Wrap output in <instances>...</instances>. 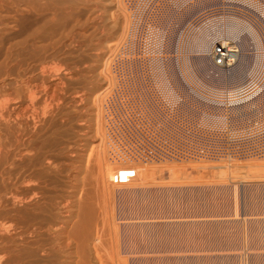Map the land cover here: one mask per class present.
Segmentation results:
<instances>
[{"label": "rangeland", "instance_id": "rangeland-1", "mask_svg": "<svg viewBox=\"0 0 264 264\" xmlns=\"http://www.w3.org/2000/svg\"><path fill=\"white\" fill-rule=\"evenodd\" d=\"M37 2L43 7L46 5V10L43 8L37 13L39 16L26 9V3L18 0L6 3L7 6L1 12L0 39H3L4 43L9 40L20 41L24 39L25 31L34 27L30 26L31 22V25H34L37 21L41 23L43 18L50 19L51 14L56 16L50 28L52 40H47L45 35L30 39V42H35L36 46H46V51L41 52L38 57L41 63L38 61L36 64H43L48 69L45 68L47 71L45 70L44 77L36 72L31 81L39 86H45L49 81L48 76L52 75L53 78L55 75L57 82L54 104L45 117L47 119L44 118L46 122H51L46 129L53 134L51 136L53 146L48 154L52 165L45 169L48 174L43 178L41 188L46 198H53L57 205L56 216L62 218L65 211L75 213L79 201L85 200L86 195L80 185V179L84 174L81 173H85L84 165L87 163L89 153L93 154L92 139L103 141V134L100 131L102 130L100 108L97 107L103 93L96 102L94 96L102 91L100 86L102 89L106 86V75H103L105 70L102 68L106 61L105 57L113 49L110 44L119 40L113 38L121 34L124 25V17L120 11V9L123 11V7L119 6L121 0L119 2L117 0H38ZM20 20L27 22V26H24L25 30L24 28L19 30L17 22ZM26 49L18 51L28 57V52L31 50ZM27 69L31 73L32 68L27 67ZM41 127L44 128L42 124L37 125L38 130L42 129ZM103 148L105 150V147ZM105 154L107 155L106 150ZM253 160L264 162L262 159L236 161ZM92 164L91 160L89 165ZM138 164L149 166L154 163ZM149 175L153 179L143 182V186L149 192L144 198L138 194L131 200L127 199L128 201L111 199V202L104 196L100 198L94 193L95 196L92 194L94 197L90 195L92 202L97 200V205L96 203L94 205L98 212L114 220L110 221L107 228L108 238L116 240L119 247H126L124 258L129 254L137 255L138 260L134 264H153V262L154 264H254L253 255L258 254L264 264V241H262L264 240L262 179L264 178H247L244 171L232 174L238 177L245 176L244 179L235 176L236 179L228 177L225 180L210 175L205 176L200 172L189 178L180 175L182 177L178 179H161L150 169ZM169 185L182 189L172 193L171 190L160 189L161 186ZM220 185L225 187L222 188ZM217 186L220 188H216ZM111 187L113 189V186ZM102 198L106 199V202ZM99 201L103 202L104 206ZM136 212L139 215L135 214ZM111 222L115 226H112ZM126 222H150L152 227L143 231L132 227L129 229L125 226ZM123 227L126 230L122 231ZM151 231L154 233L152 234Z\"/></svg>", "mask_w": 264, "mask_h": 264}, {"label": "bare ground", "instance_id": "bare-ground-1", "mask_svg": "<svg viewBox=\"0 0 264 264\" xmlns=\"http://www.w3.org/2000/svg\"><path fill=\"white\" fill-rule=\"evenodd\" d=\"M10 1L15 2V0H0V22L2 18L1 12L7 6L6 3ZM18 1L26 3V9L31 10L36 14L46 7V5L45 7L41 6L37 2L38 0ZM117 2H119V0H117ZM260 3L264 4V0H259V4ZM243 4L244 6L246 5V9L258 14L257 8L260 7L259 4L253 3L251 0H247V2L244 1ZM11 5L13 4L11 3ZM120 5L123 7V11L122 9H120V11L124 17V25L121 34L118 37L116 36L113 38L115 40L119 38V40H114L115 42L112 41V43L110 42L111 48L113 49H109L110 54L105 57L106 61L104 60V68L102 69L105 70L103 75H106V86L103 87V89L100 86V90L102 91L100 93L98 92L99 94L97 93L94 96V100L96 102L100 97L99 95L103 93L101 102L99 101L97 106L100 108V111L99 109L98 111L100 112L99 118L102 125L100 129L102 130H99L102 131L103 141L95 138L92 139L91 149L93 150L91 152H93V154L89 153L86 160L87 163L84 165L85 173H81L84 174V176L82 175L83 178L80 179V185L83 190L81 191L86 195L85 200L79 201L75 213L74 211H65L62 218H58L56 216L55 211L57 210V205L54 203L53 198H46L41 188L43 178L46 174H48L45 169L46 167H50L52 165L48 154L50 150H52L53 143L51 141V136L53 134L51 131L46 129V126L51 122H46L45 119L47 118L45 117L54 104L57 82L54 78L55 75L53 78L52 75L51 77L48 76L49 81L45 86H39L32 83L33 80L31 81L32 76H34L36 72L38 75H43L44 77L47 67L40 64L41 60H38V57H40L39 54L44 50L46 51V46H36V43L30 42V39H37L42 37V35L43 37L45 35L47 40H52L50 37V28L51 23L52 21H55L56 16L55 14H51L50 19L47 18L45 20L43 18L41 23H38L37 21L34 22V25H31V22L30 26L34 27L25 31V37L20 41L12 42L8 39L9 41L4 43L3 39H0V264H134L138 260L137 255L133 256L132 254H129L126 258H124V255L126 254V247H119V245L116 244L118 243L116 240L114 241L113 239L108 238L107 228L110 221L113 222L114 220H111V217L108 218V215H103L101 212H98L99 210L95 208L97 200L92 202L91 200L93 199L90 198V195L94 193L100 198L101 196H104L106 199H116L117 201H125L127 199L131 200L137 197L138 194H140V197L144 198L148 189L143 186V182L147 179H153L149 175L150 169L161 179H178L179 177H182L180 175H184L186 178H189L193 175H198V172H200L205 176L210 175V177L225 180L228 179V177L234 179L237 175L234 176L232 174H238L243 171L246 173L247 178H264V162L258 160L241 162L236 161L240 158L227 157L225 159L218 160L158 159L140 161L137 158L124 157L112 151V142L106 130L108 122H106L102 114V112L104 113L102 102L104 97L110 93L109 91L111 89L113 90L112 87L113 84H115L114 77L110 74V64L114 60V57L119 54V51H121V47L123 43H125L127 37H134L131 31L132 21L128 13L129 10H127L128 7L126 5V1L121 0L119 6ZM198 11L199 9L197 6L188 8L185 12L187 17L184 19L187 18V20H190ZM172 12L173 11L171 9L169 12L166 10V13L171 14ZM160 17L166 19L168 18L165 13L160 15ZM231 20L232 23L226 26L227 28H225V30H221L218 26L217 28H215V26H210L208 28L202 27V30L193 36L194 39L192 41V49L194 50L195 48L196 51L199 50V54L196 57L191 56L187 59L188 64L185 63L188 70H191L192 68V72L195 74L194 77L200 76L201 82L209 88L215 87L217 93L222 90V85H224L223 82H226V80L221 78L219 74L217 78L208 76L210 71L206 52L210 48L211 44L210 42L207 43L206 39L204 41L201 40L200 36L204 35L206 37L207 34L211 35L214 32L215 34L217 33L216 35L218 38L224 36L231 37L232 39L236 38L239 42H241L242 46H245L247 49L245 53L254 51L253 48L259 45L256 38L257 36H254L257 33H261L258 26H252L250 23L245 24V22L243 25V21L236 18ZM17 23L19 24L18 27H20L19 30H23L27 22L20 20ZM30 26L28 28H30ZM255 29L256 31H254ZM240 33L245 35H241ZM136 35L137 34L135 33V38ZM261 45L262 49H264V42H262ZM23 48L25 50H27L26 48H28L29 51L31 50V53L28 52V57L22 55L21 51H18ZM127 53L129 54V52ZM131 53H133V50H131ZM246 55L243 54L242 57H239L240 60L244 61ZM252 55H250V57H252ZM260 57L264 59V54H260ZM38 61L40 63L36 64ZM161 61L162 60H160V63ZM162 63H164V61ZM165 63H167L170 68L174 67V63L172 65L171 61ZM27 67L32 68L31 73ZM197 68L199 69L197 70ZM156 70L159 71L158 75L154 78H163L162 73L164 68H158V66H156ZM48 73H50V71ZM255 73L256 72L251 70L245 75L234 74L231 80L232 82L238 80L241 82V79L253 77L255 76ZM171 78L174 83L176 82L178 86L182 87L183 91L188 93L187 86H185L182 81L177 78L176 74ZM38 124H42L44 128L41 127L42 129L38 130ZM100 131H97V133ZM103 147H105L107 155L105 154ZM91 160L93 164L89 165ZM168 160H170V162ZM172 160L179 162H174ZM262 161H264V159H262ZM138 163L154 164L141 166ZM124 168L133 169L135 171V178L130 180L126 185H114L112 182L113 176ZM81 170L83 171V169ZM229 175L234 177H230ZM243 177L245 178V176ZM243 177L238 178L242 179ZM262 181H264V179H262ZM221 183L222 182H220V184ZM110 185L113 186V189ZM220 186L223 188L224 185ZM220 186H217L216 188H220ZM160 189L168 191L171 190L172 193V191L177 192V190L182 189V187H173L172 185H169L166 187L161 186ZM95 203L96 205H94ZM99 203L101 202L99 201ZM101 204L103 205L104 203L102 202ZM138 205L139 204H137V206ZM135 214L139 215L137 212ZM150 222H126L125 226H128L129 229L132 227L143 231V229L148 230V228L152 227ZM112 224V226H115L114 223ZM118 229L120 230V228ZM123 229L125 228L123 227L122 231ZM153 233L154 232H152V234ZM119 234L121 233L119 232ZM148 246H150V244ZM253 256L254 264H262V258L260 255L255 254ZM151 260L154 261L153 259Z\"/></svg>", "mask_w": 264, "mask_h": 264}, {"label": "built area", "instance_id": "built-area-1", "mask_svg": "<svg viewBox=\"0 0 264 264\" xmlns=\"http://www.w3.org/2000/svg\"><path fill=\"white\" fill-rule=\"evenodd\" d=\"M125 1L134 37H127L110 64L115 84L102 102L112 151L140 161L264 159V59L260 57L264 54V4L251 0L260 5L255 14L244 6L247 0ZM194 6L199 11L184 19L186 10ZM167 8L173 12L166 13ZM164 13L171 16L161 18ZM233 18L258 26L261 33L254 36L259 45L245 53L247 49L236 38H218L214 32L200 36L211 44L206 52L208 76L219 74L226 80L217 93L200 76L194 77L185 63L199 54L192 49V41L202 27L225 30ZM243 54L247 55L241 61ZM163 61H171L174 67ZM156 66L164 68L163 78H154L159 71ZM251 70L255 76L232 82L234 74ZM175 74L188 93L173 82ZM134 178L135 171L124 168L112 182L126 185Z\"/></svg>", "mask_w": 264, "mask_h": 264}]
</instances>
